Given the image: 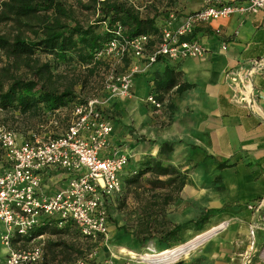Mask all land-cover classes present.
I'll return each instance as SVG.
<instances>
[{"label": "crops", "instance_id": "crops-1", "mask_svg": "<svg viewBox=\"0 0 264 264\" xmlns=\"http://www.w3.org/2000/svg\"><path fill=\"white\" fill-rule=\"evenodd\" d=\"M207 2L140 0V12L155 18L162 33L171 15L176 17L171 27L174 30ZM192 36L205 45V56L180 61L162 58L138 76L129 97L106 103L115 115L111 119L115 132L107 154H127L130 163L125 172L134 176V163L160 157L162 145L173 143L174 150L166 156L165 164L178 168L185 179L181 192L177 196L173 193V200L159 202L164 208L159 220L168 221L165 229L182 226L179 238L184 242L196 233L194 223L208 212L209 226L233 219L230 228L214 236L205 248L204 264H247L249 259L250 264H264L256 255L264 246V10L234 13L198 25ZM261 60L259 67L254 66ZM167 70L177 74V84L159 93L157 82L166 78ZM185 85L188 88L178 92V87ZM152 94L164 103L162 109L148 103ZM249 102L255 105L254 110ZM160 179L167 181L168 177ZM69 181L68 173L49 171L44 174L42 188L53 194L66 188ZM171 189L167 186L155 191L164 195ZM144 202L139 198L137 210H142ZM259 205L260 211L250 209ZM121 215L128 216V212L123 210ZM2 230L0 225V235ZM61 230L65 233L45 235L47 244L40 264H75L93 246L80 238L76 224ZM245 250L252 253L241 259L239 253ZM6 255L7 249H0V264Z\"/></svg>", "mask_w": 264, "mask_h": 264}, {"label": "built area", "instance_id": "built-area-1", "mask_svg": "<svg viewBox=\"0 0 264 264\" xmlns=\"http://www.w3.org/2000/svg\"><path fill=\"white\" fill-rule=\"evenodd\" d=\"M129 2L140 10V0ZM261 10H264V0H208L204 8L186 16L174 30L171 27L176 17L171 15L168 27L163 29L153 49L150 36L127 39L124 29L118 27L116 38L98 58L112 67L125 59H130L131 64L121 73L110 70L108 91L113 97L127 98L138 76L162 58L180 61L205 56L207 49L201 42L183 40L192 35L198 25L228 18L234 13L256 14ZM262 61L253 64L259 67ZM147 101L157 109L164 107L155 94ZM100 104L98 99H90L76 105L67 132L44 141L22 140L15 131L0 128V147L9 165L0 174V225L3 226L0 240L7 249L3 264H40L45 255V235L30 241L25 238L47 221H58L61 229L73 221L83 237L93 242L110 237V201L124 195L122 177L130 157L107 154L115 125L104 117ZM249 107L254 110L255 105L249 102ZM54 170L68 173L70 181L66 188L48 194L42 188L43 177ZM260 208L261 205L250 206L253 211ZM261 219L264 228V214ZM15 240L24 244L15 247ZM256 255L264 263V246ZM94 261H97V253L91 251L75 264ZM250 263L249 259L247 264Z\"/></svg>", "mask_w": 264, "mask_h": 264}, {"label": "trees", "instance_id": "trees-1", "mask_svg": "<svg viewBox=\"0 0 264 264\" xmlns=\"http://www.w3.org/2000/svg\"><path fill=\"white\" fill-rule=\"evenodd\" d=\"M94 4L101 6L99 20L96 23L85 25L77 18L73 8L59 0H0V24H18L31 30L33 34L32 38L26 37L23 31L12 37L0 34V51L16 63L23 62L30 71L29 74L24 75H14L5 70L4 74L0 73L1 112L15 113L18 111L22 115L37 116L45 112L56 113L68 110L90 100L77 94L72 86L65 88L64 91H59L54 86L55 75L52 71L51 61L41 63L37 59L38 55H47L58 62L77 61L83 67H88L92 73L101 68L116 69L120 72L116 66L112 67L109 62L98 58L99 54L105 51L109 43L116 38L118 27L124 29L127 39L143 35L150 36L152 49L160 41L162 33L157 20L144 17L129 0H94ZM38 16H41L39 23L37 26H33L30 22ZM183 40H193V36L190 35ZM122 64L124 67L121 72H124L129 68L131 60L125 59ZM176 75L173 71L167 70L166 78L157 82L158 92L166 93L173 89L177 84ZM186 88H188L186 85L180 86L178 92H182ZM105 90L108 94L110 93L107 87ZM99 108L104 117L111 120L105 114L106 111L102 107ZM173 150V143H164L160 157L146 159L134 176L122 177L125 191L123 199L120 200L121 209L127 200V188L139 183L146 175L152 174L156 178L151 183L157 189L172 186L169 193L164 195L155 193L149 199L144 200L141 210L143 217L138 221L137 230L131 233L128 227H123L127 234L133 235L140 244L145 245L156 238L180 241L179 234L182 226H175L174 229L168 231L165 229L168 221L161 222L159 220L164 212V208L159 203L160 200L164 204H168L173 200V193L177 196L184 185L185 174L180 173L178 168L165 164L166 156ZM8 166L4 151L0 147V174ZM161 177H168V179L162 181ZM118 199L110 201V226L112 224V205L114 204L117 208L119 204L116 201ZM208 222L209 212L194 224L200 229ZM69 224H75V222L70 221L67 225ZM57 225L58 221L56 220L47 221L43 226L35 228L25 240L30 241L46 234L65 233ZM83 238L86 240L85 237ZM88 264H97V262Z\"/></svg>", "mask_w": 264, "mask_h": 264}, {"label": "rangeland", "instance_id": "rangeland-1", "mask_svg": "<svg viewBox=\"0 0 264 264\" xmlns=\"http://www.w3.org/2000/svg\"><path fill=\"white\" fill-rule=\"evenodd\" d=\"M67 4L68 7L73 8L76 11L77 18L85 25L96 23L100 17V5H95L94 0H59ZM41 16L32 20L30 23L33 26H37ZM23 29V30H21ZM23 31L24 35L28 38H32L33 34L31 30L20 26L14 23L0 24V34L9 35L10 37L21 33ZM39 61L41 63L51 61L52 71L55 75V84L54 86L58 88L59 91H64L65 88L74 87L73 89L77 94H80L86 100L89 99H98L100 101V107L106 111V115L111 119H115V115H111L106 108V103L111 99L119 98L113 97L110 93H107L105 87H107V77L109 76L110 70L101 68L95 73H92L88 67H83L77 61H54L53 58L48 57L47 55H38ZM105 67V66H104ZM116 67L120 70H123V64L118 63ZM8 71L14 75H24L29 74L30 71L27 69L23 62L16 63L15 61L9 59L7 55L0 51V73L4 74L3 71ZM122 99V98H120ZM74 119L73 108L68 110H61L56 113H42L37 116L22 115L20 112L16 111L15 113H6L0 111V128H9L15 131L19 138L22 140L35 141L41 140L44 141L49 137H58L67 132L71 123ZM119 120H117L118 122ZM115 123L116 120L114 121ZM119 123V122H118ZM117 128V127H116ZM145 161V160H144ZM142 161V162H144ZM142 162H136L133 164V168L136 172L140 169ZM127 173L124 171V177H128ZM152 174L146 175L141 179L139 183H136L128 187L127 200L122 207L120 208V198L116 201L118 207L112 205V224H111V234L108 239H99L97 242H92V247L87 253L95 251L97 253V264H146L141 261L140 258L133 257V253L138 255L151 253L150 249H153L157 252H162L165 250H173L182 245H185L192 240H194L198 235H202L205 232L211 230L214 227H218L222 224H226V228L218 233L215 238L219 237L225 231H227L233 219L224 221L222 224L216 226L204 225L202 228H196V233L188 241H159L154 239L149 241L147 244L143 245L136 241L133 235L127 234L126 230L123 227H128L132 233L134 230H137V225L139 219H142V211L137 210V202L139 198L147 200L152 197L156 192L154 185L151 183L154 180ZM156 181V180H155ZM129 205V207H128ZM128 212V216H122L121 213ZM81 239L84 240L82 234L79 233ZM214 238V239H215ZM213 239V238H212ZM212 239L205 243L204 246L195 251L189 259H182L174 264H204V250ZM90 241V240H89ZM14 246H22L20 240L14 241ZM47 244V243H46ZM6 249V247L1 243L0 240V249ZM46 249V246H45ZM86 253V254H87ZM252 250H245L240 252L241 259L250 257ZM85 254V255H86ZM83 257V256H82ZM1 259V258H0Z\"/></svg>", "mask_w": 264, "mask_h": 264}, {"label": "bare ground", "instance_id": "bare-ground-1", "mask_svg": "<svg viewBox=\"0 0 264 264\" xmlns=\"http://www.w3.org/2000/svg\"><path fill=\"white\" fill-rule=\"evenodd\" d=\"M225 228L226 224L214 227L204 234L198 235L191 242L173 250L157 252L153 249H150L151 253H145L141 255L133 253V257L140 258L141 261L146 264H174L182 259H189L195 251L199 250V248L204 246L205 243L210 241L214 236H216Z\"/></svg>", "mask_w": 264, "mask_h": 264}]
</instances>
